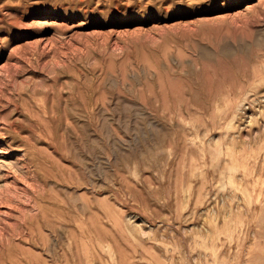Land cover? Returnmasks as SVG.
Returning a JSON list of instances; mask_svg holds the SVG:
<instances>
[{"label": "rangeland", "instance_id": "374dc122", "mask_svg": "<svg viewBox=\"0 0 264 264\" xmlns=\"http://www.w3.org/2000/svg\"><path fill=\"white\" fill-rule=\"evenodd\" d=\"M263 124L264 0H0V264H264Z\"/></svg>", "mask_w": 264, "mask_h": 264}, {"label": "bare ground", "instance_id": "6f19581e", "mask_svg": "<svg viewBox=\"0 0 264 264\" xmlns=\"http://www.w3.org/2000/svg\"><path fill=\"white\" fill-rule=\"evenodd\" d=\"M249 7H250V5L248 6V8H249ZM36 23H37V22H36ZM38 24H40V23H38ZM254 92H255V91H254ZM254 103H255V102H254ZM263 125H264V124H263ZM255 131H256V130H255ZM21 161H22V160H21ZM8 164L10 165V163H8ZM223 179H224V178H223ZM229 182H230V180H229ZM232 183H233V182H232ZM229 184L231 185V183H229ZM219 185H220V184H219ZM232 186H233V185H232ZM260 197H261V196H260ZM260 197H259V198H260ZM260 199H261V198H260ZM260 199H259V200H260ZM259 200H258V201H259ZM86 211H88V210L86 209ZM89 211H90V210H89ZM88 214H91V213H88ZM53 244H54V243H53ZM67 259H68V258H66V260H67ZM45 264H47V262H46Z\"/></svg>", "mask_w": 264, "mask_h": 264}]
</instances>
